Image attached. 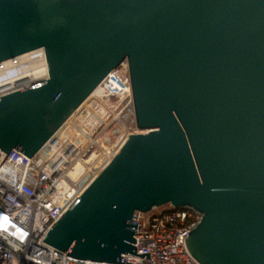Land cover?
<instances>
[{"label":"water","instance_id":"obj_1","mask_svg":"<svg viewBox=\"0 0 264 264\" xmlns=\"http://www.w3.org/2000/svg\"><path fill=\"white\" fill-rule=\"evenodd\" d=\"M44 48L48 78L0 96V148L30 158L123 61L136 126L48 232L78 259L137 254L139 212L201 220V264H264V0H0V62Z\"/></svg>","mask_w":264,"mask_h":264},{"label":"built area","instance_id":"obj_2","mask_svg":"<svg viewBox=\"0 0 264 264\" xmlns=\"http://www.w3.org/2000/svg\"><path fill=\"white\" fill-rule=\"evenodd\" d=\"M35 50H41L48 78L45 50ZM95 91L31 158L17 149L8 154L0 148V264H119L78 259L44 241L129 135L137 133H127L114 145L108 142L115 124L135 119L128 61L113 69ZM137 212L134 246L137 254L151 253V258L124 254V264H201L186 240L200 213L171 205Z\"/></svg>","mask_w":264,"mask_h":264},{"label":"bare ground","instance_id":"obj_3","mask_svg":"<svg viewBox=\"0 0 264 264\" xmlns=\"http://www.w3.org/2000/svg\"><path fill=\"white\" fill-rule=\"evenodd\" d=\"M40 51L32 50L10 61L0 62V67L3 66L0 69V94L46 79L47 67ZM36 54L39 55L35 57Z\"/></svg>","mask_w":264,"mask_h":264},{"label":"rangeland","instance_id":"obj_4","mask_svg":"<svg viewBox=\"0 0 264 264\" xmlns=\"http://www.w3.org/2000/svg\"><path fill=\"white\" fill-rule=\"evenodd\" d=\"M135 119L134 118H130V120H128V122L124 123H117L115 124V126H113L112 131L110 133L109 136V141L110 144H116L118 142L121 141V138L126 135L129 132H139L140 130L136 127L135 125ZM163 208V207H160Z\"/></svg>","mask_w":264,"mask_h":264}]
</instances>
